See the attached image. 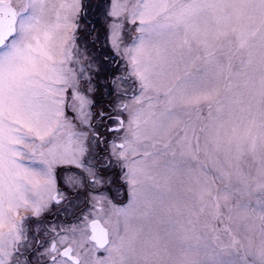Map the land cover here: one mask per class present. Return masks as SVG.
<instances>
[{
	"label": "snow or ice",
	"instance_id": "snow-or-ice-1",
	"mask_svg": "<svg viewBox=\"0 0 264 264\" xmlns=\"http://www.w3.org/2000/svg\"><path fill=\"white\" fill-rule=\"evenodd\" d=\"M0 264H264V0H0Z\"/></svg>",
	"mask_w": 264,
	"mask_h": 264
}]
</instances>
